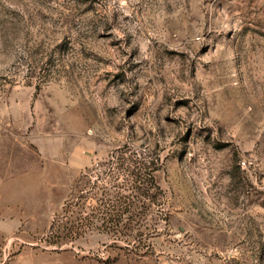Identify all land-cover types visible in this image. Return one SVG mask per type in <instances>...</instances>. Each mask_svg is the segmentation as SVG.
Masks as SVG:
<instances>
[{
    "label": "rangeland",
    "instance_id": "374dc122",
    "mask_svg": "<svg viewBox=\"0 0 264 264\" xmlns=\"http://www.w3.org/2000/svg\"><path fill=\"white\" fill-rule=\"evenodd\" d=\"M0 264H264V0H0Z\"/></svg>",
    "mask_w": 264,
    "mask_h": 264
},
{
    "label": "trees",
    "instance_id": "16d2710c",
    "mask_svg": "<svg viewBox=\"0 0 264 264\" xmlns=\"http://www.w3.org/2000/svg\"><path fill=\"white\" fill-rule=\"evenodd\" d=\"M154 176L152 175V173H151V171H144L143 172V175L140 177V179H141V182L143 183V184H145L146 186H145V188L144 189H142V191L144 190V191H146L147 192V187H149V185H147L148 183H150L151 185H152V187H155L156 189H157V191H161V188H160V186H159V184L158 183H156L155 182V180H154V178H153ZM150 185V186H151ZM115 204L114 203H112V204H108L107 206H105V211H107L108 209H112V210H114L115 208ZM111 219V218H110Z\"/></svg>",
    "mask_w": 264,
    "mask_h": 264
}]
</instances>
